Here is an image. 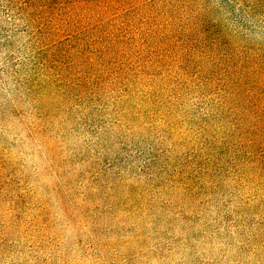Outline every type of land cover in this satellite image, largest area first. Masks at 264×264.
<instances>
[{
    "label": "rangeland",
    "instance_id": "374dc122",
    "mask_svg": "<svg viewBox=\"0 0 264 264\" xmlns=\"http://www.w3.org/2000/svg\"><path fill=\"white\" fill-rule=\"evenodd\" d=\"M120 1L0 0V264H264V0Z\"/></svg>",
    "mask_w": 264,
    "mask_h": 264
},
{
    "label": "trees",
    "instance_id": "16d2710c",
    "mask_svg": "<svg viewBox=\"0 0 264 264\" xmlns=\"http://www.w3.org/2000/svg\"><path fill=\"white\" fill-rule=\"evenodd\" d=\"M51 3L54 6L62 8L61 15L56 13L52 14L50 21L55 20L57 22L58 19L62 18L66 13L69 15L72 12L79 10L81 11V22L85 25H89L93 22V26L95 27V38H93V42L96 40L98 44L101 45L99 48V61L98 64L102 68H106L108 63L116 62L121 57L120 51L124 46L122 33L125 24L115 25L117 18L119 16V7H121L122 1L120 0H31V6L38 8L39 12H42L40 7H51ZM52 9V8H51ZM65 20V19H64ZM64 24H69L68 22H64ZM60 26L57 23L58 31H65L63 26ZM83 32V29L81 30ZM86 43V45H91V41ZM87 46V47H89ZM119 70V68H116ZM123 72V70H119ZM119 76L118 72L114 74V82L115 77ZM99 82L102 84L106 79L102 74H99L98 77ZM100 85V84H99Z\"/></svg>",
    "mask_w": 264,
    "mask_h": 264
}]
</instances>
